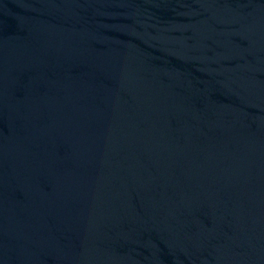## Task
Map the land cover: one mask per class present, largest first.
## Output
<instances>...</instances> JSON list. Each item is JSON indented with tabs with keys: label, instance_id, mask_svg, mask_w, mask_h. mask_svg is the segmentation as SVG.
<instances>
[{
	"label": "water",
	"instance_id": "1",
	"mask_svg": "<svg viewBox=\"0 0 264 264\" xmlns=\"http://www.w3.org/2000/svg\"><path fill=\"white\" fill-rule=\"evenodd\" d=\"M0 235L12 264H264V0H0Z\"/></svg>",
	"mask_w": 264,
	"mask_h": 264
}]
</instances>
